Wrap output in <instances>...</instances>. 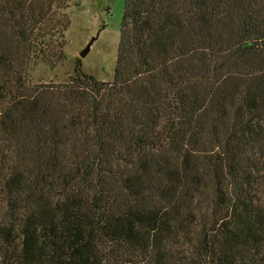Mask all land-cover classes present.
Returning <instances> with one entry per match:
<instances>
[{
  "label": "trees",
  "instance_id": "16d2710c",
  "mask_svg": "<svg viewBox=\"0 0 264 264\" xmlns=\"http://www.w3.org/2000/svg\"><path fill=\"white\" fill-rule=\"evenodd\" d=\"M71 0H0V264H264V0H124L113 77L64 60Z\"/></svg>",
  "mask_w": 264,
  "mask_h": 264
},
{
  "label": "rangeland",
  "instance_id": "374dc122",
  "mask_svg": "<svg viewBox=\"0 0 264 264\" xmlns=\"http://www.w3.org/2000/svg\"><path fill=\"white\" fill-rule=\"evenodd\" d=\"M124 0H71L66 11L70 26L65 33L64 60L51 68L41 61L28 71L31 82L66 83L74 76L75 61L82 71L100 81H110L120 35ZM93 40L84 57L80 53Z\"/></svg>",
  "mask_w": 264,
  "mask_h": 264
},
{
  "label": "water",
  "instance_id": "95a60500",
  "mask_svg": "<svg viewBox=\"0 0 264 264\" xmlns=\"http://www.w3.org/2000/svg\"><path fill=\"white\" fill-rule=\"evenodd\" d=\"M92 43H93V40L91 42H89V44H87L86 48L80 53L81 57H84L87 54Z\"/></svg>",
  "mask_w": 264,
  "mask_h": 264
}]
</instances>
